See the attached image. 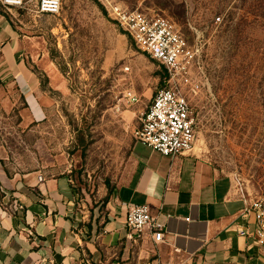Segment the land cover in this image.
<instances>
[{
  "label": "rangeland",
  "instance_id": "obj_1",
  "mask_svg": "<svg viewBox=\"0 0 264 264\" xmlns=\"http://www.w3.org/2000/svg\"><path fill=\"white\" fill-rule=\"evenodd\" d=\"M104 1L63 0L59 15H46L26 0L7 12L27 36L41 112L19 87L0 82V161L7 172L66 173L87 207L103 206L129 165L140 120L128 94L142 103L154 78L161 87L165 76L103 13ZM116 1L170 17L200 49L193 72L201 86L190 94L196 150L233 178L240 196L264 193V0Z\"/></svg>",
  "mask_w": 264,
  "mask_h": 264
},
{
  "label": "crops",
  "instance_id": "obj_2",
  "mask_svg": "<svg viewBox=\"0 0 264 264\" xmlns=\"http://www.w3.org/2000/svg\"><path fill=\"white\" fill-rule=\"evenodd\" d=\"M14 23L0 12V82L19 87L38 114L40 81L26 63L27 36ZM154 79L142 103L130 91L139 119L160 87ZM102 204L87 207L66 173L9 174L0 161V264H264L253 237L238 231L255 225L240 214L245 204L233 178L196 147L171 157L136 140ZM143 204L163 226L161 243L128 237V208Z\"/></svg>",
  "mask_w": 264,
  "mask_h": 264
},
{
  "label": "built area",
  "instance_id": "obj_3",
  "mask_svg": "<svg viewBox=\"0 0 264 264\" xmlns=\"http://www.w3.org/2000/svg\"><path fill=\"white\" fill-rule=\"evenodd\" d=\"M0 1L6 12L24 8L26 4V0ZM104 5L108 16L125 31L137 48L165 69L163 85L140 115L136 140L165 156L178 157L192 152L197 143L198 124L190 94L201 86L200 81L194 80L193 72L194 63L199 61L200 49L189 45L168 16L129 8L116 0H105ZM36 7L41 14L59 15L63 0H36ZM221 22L222 17L218 16L216 23ZM128 98L135 99L131 93ZM242 198L245 206L240 214L252 218L255 228L251 231L241 227L238 231L242 236L253 237L264 256V193L250 200ZM126 226L132 240L138 241L149 235L152 242L158 244L165 239L163 226L155 220L148 204L129 206Z\"/></svg>",
  "mask_w": 264,
  "mask_h": 264
},
{
  "label": "trees",
  "instance_id": "obj_4",
  "mask_svg": "<svg viewBox=\"0 0 264 264\" xmlns=\"http://www.w3.org/2000/svg\"><path fill=\"white\" fill-rule=\"evenodd\" d=\"M100 7H101V9L103 10V13H104V14H107L106 9H105L102 5H100ZM124 33H125V32H124Z\"/></svg>",
  "mask_w": 264,
  "mask_h": 264
}]
</instances>
